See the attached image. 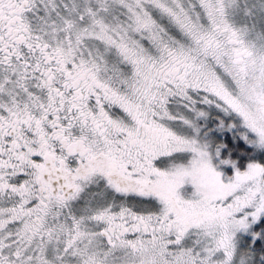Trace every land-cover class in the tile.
Segmentation results:
<instances>
[{
	"label": "snow or ice",
	"instance_id": "snow-or-ice-1",
	"mask_svg": "<svg viewBox=\"0 0 264 264\" xmlns=\"http://www.w3.org/2000/svg\"><path fill=\"white\" fill-rule=\"evenodd\" d=\"M0 264H264V0H0Z\"/></svg>",
	"mask_w": 264,
	"mask_h": 264
}]
</instances>
